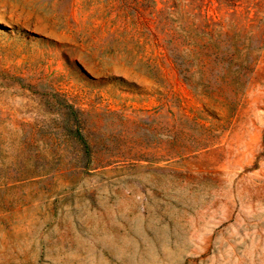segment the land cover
Here are the masks:
<instances>
[{
	"label": "rangeland",
	"instance_id": "obj_1",
	"mask_svg": "<svg viewBox=\"0 0 264 264\" xmlns=\"http://www.w3.org/2000/svg\"><path fill=\"white\" fill-rule=\"evenodd\" d=\"M0 264H264V0H0Z\"/></svg>",
	"mask_w": 264,
	"mask_h": 264
}]
</instances>
